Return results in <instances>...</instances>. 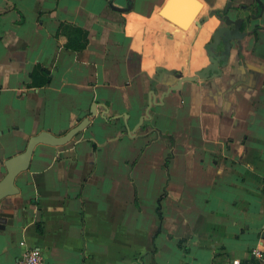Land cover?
<instances>
[{
    "label": "crops",
    "instance_id": "crops-1",
    "mask_svg": "<svg viewBox=\"0 0 264 264\" xmlns=\"http://www.w3.org/2000/svg\"><path fill=\"white\" fill-rule=\"evenodd\" d=\"M229 1L0 0V181L32 137L91 120L64 147L37 146L0 203V264L32 248L46 264H260L264 14L221 76L161 103L209 64ZM75 29L82 51L66 47ZM38 68L49 84H33Z\"/></svg>",
    "mask_w": 264,
    "mask_h": 264
},
{
    "label": "water",
    "instance_id": "water-1",
    "mask_svg": "<svg viewBox=\"0 0 264 264\" xmlns=\"http://www.w3.org/2000/svg\"><path fill=\"white\" fill-rule=\"evenodd\" d=\"M253 1L254 2L250 7H242L241 12L236 17H231L230 15L226 17L221 15L218 16L221 25L212 34L211 41L206 47L209 64L198 71L195 76L182 77L178 80L176 85L169 87L163 94L161 103L171 93L181 91L183 83H196L200 80L205 82L209 79H215L221 76L223 68H225L231 62L232 52L236 46L239 47L238 54L241 56L242 41L248 35L251 22L258 20L264 14V3H262L261 0ZM231 6L232 2H229L225 11L226 13L229 12ZM258 9L261 10L259 14H257ZM163 78L164 73H162V71H158V76L155 78V80L151 81V95L147 115L140 120L136 130H143L144 121L150 119V110L152 109L153 105L158 104L156 100V90L157 86L163 82ZM96 114L97 104H94L91 107V115L95 116ZM90 124L91 120L86 118L78 126L67 132L64 136H55L50 132H42L39 135L32 137L29 140L27 148L24 152L12 157L4 163L6 175L0 181V203L6 198L18 195L20 193V190L16 185L17 178L29 170L33 154L37 146L47 145L51 147H64L70 144L75 139V137L87 129ZM133 132L135 131L130 130L126 121L123 133H128L131 135Z\"/></svg>",
    "mask_w": 264,
    "mask_h": 264
},
{
    "label": "trees",
    "instance_id": "trees-1",
    "mask_svg": "<svg viewBox=\"0 0 264 264\" xmlns=\"http://www.w3.org/2000/svg\"><path fill=\"white\" fill-rule=\"evenodd\" d=\"M75 38L69 39L66 47L69 49H72L73 51H82L87 47L88 44V34L87 32L81 30V29H75ZM73 40V41H72ZM40 74H43L44 76L40 79ZM33 78V84L37 87H42L47 84H49L51 78L48 74V72L44 71L41 68H38L35 70L32 74ZM165 138V140L171 141V137L162 136Z\"/></svg>",
    "mask_w": 264,
    "mask_h": 264
},
{
    "label": "built area",
    "instance_id": "built-area-1",
    "mask_svg": "<svg viewBox=\"0 0 264 264\" xmlns=\"http://www.w3.org/2000/svg\"><path fill=\"white\" fill-rule=\"evenodd\" d=\"M253 257L260 261V264H264V252L261 250L253 251ZM14 264H46L43 253L38 248H32L28 250L21 259Z\"/></svg>",
    "mask_w": 264,
    "mask_h": 264
},
{
    "label": "flooded vegetation",
    "instance_id": "flooded-vegetation-1",
    "mask_svg": "<svg viewBox=\"0 0 264 264\" xmlns=\"http://www.w3.org/2000/svg\"><path fill=\"white\" fill-rule=\"evenodd\" d=\"M229 2H232V6H231V8H230V10H229V12L228 13H226L225 11H226V9H227V7H228V5L226 6V8H225V10L221 13H218V16L219 15H221V16H223V17H226V16H229L230 15V13L231 12H234L235 13V17L241 12V8L242 7H250L252 4H253V0H251V3L249 4V5H247V4H242V5H240V7H238V8H236L235 6H234V4H233V0H231V1H229ZM262 3H264V2H262ZM229 4V3H228ZM260 9H258V11H257V14H259L260 13ZM253 13H255V12H253ZM257 27L258 26H256L255 27V33H256V29H257Z\"/></svg>",
    "mask_w": 264,
    "mask_h": 264
}]
</instances>
